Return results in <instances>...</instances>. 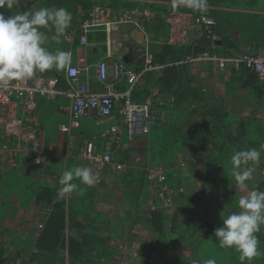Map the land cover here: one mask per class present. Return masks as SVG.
Returning a JSON list of instances; mask_svg holds the SVG:
<instances>
[{
  "label": "trees",
  "instance_id": "16d2710c",
  "mask_svg": "<svg viewBox=\"0 0 264 264\" xmlns=\"http://www.w3.org/2000/svg\"><path fill=\"white\" fill-rule=\"evenodd\" d=\"M142 1L39 0L35 4L38 8L63 7L67 9L72 14L70 29L76 28L79 20L83 21L96 6L113 8L118 11L123 8H148L159 12L168 10L180 14L193 12L197 16H207L212 19L211 24L204 25L203 35L195 44L161 45L159 51L154 55H156L158 63L168 66L162 72L147 74L130 92L131 100L138 104L145 102L152 88L159 89L162 94L172 93L176 96V102L172 108L167 105L164 107L168 111L165 124L158 121L157 125L152 128L150 137L142 136L145 141L141 150V156L145 162L143 166L147 167V161L153 164L162 162L168 170L167 177L170 181L167 182H170L174 188H185V181L180 178L178 169L171 171V168L177 164L180 156L187 150L190 151V157H193L190 159L195 158L194 160L198 161L200 165V169H198L195 162H190L187 171L191 174L190 177L198 178L201 184L199 185L200 193L196 196L185 194L181 199L179 197L181 195H179L178 199L181 200V203L178 209L181 210H175L172 214H168L161 207L157 192L152 187V181L147 178L146 170H143L145 166L142 169L140 167L126 168V172L123 174L126 180L125 187L132 191L124 193L134 197V203L141 198L146 201L145 198L151 196L149 192L151 186L153 190L152 204L155 207L153 211L149 212H143L142 209L137 210V224L140 223L146 228V234L139 237L142 249L136 251L138 257L132 264H148L147 259L150 253H156L160 257L164 256L169 246L178 245L180 247L185 245L184 242L187 240L191 241L188 245L192 248L191 257L183 260L182 257L175 256L164 261L163 264L173 263L176 258L182 259L184 264H192L193 260L198 261V264H203L205 260L202 258L200 249L204 245H207L208 250L215 254L219 252L228 256L234 254L233 257L237 260L233 264H240L239 253L235 249L219 246V242L213 234L217 227L215 228L208 218L215 208L221 209L222 216L231 214L234 209L237 210L236 212L240 211L238 201L241 195L230 171V158L235 149L256 148L261 153L263 152L264 120L257 118L254 113L253 118L241 120L234 113L227 111L225 107L211 103L208 96L201 92L199 85L195 84L194 76L189 73L190 64L183 63L176 66L175 63L204 53L216 54L221 58L236 57L240 53L246 52L253 44L257 47L253 50L254 52L264 48V16L255 15L252 12L247 13V11L264 9L261 5L264 0H208L209 7L213 9H208L204 13L194 12L188 8L173 10L170 9V5L148 4ZM154 1L171 2V0ZM237 10H242V12ZM0 13L6 17L14 15L12 9L7 8L0 9ZM164 23L163 19L158 18L155 22L156 25L146 24V30L155 37L159 34L160 27ZM214 38L220 40L222 45H212ZM105 40L106 36L103 31H94L88 35L90 42L102 43ZM96 50L100 55H103L106 47L99 45ZM254 52L253 54H255ZM90 58V61H94L95 54L92 53ZM140 62L141 65L143 60ZM204 65L209 70L214 67L213 62H207ZM233 67L228 65L222 73L219 72L223 81L227 75L234 82L237 81L236 85L233 84L234 88H230L232 85L226 83L227 95L237 91L242 92L243 97L252 99L254 104L260 109H264V81H260L254 72L245 67H241L239 71ZM51 76H58L61 87L65 88L64 70L54 72ZM95 81L101 90L102 87L97 80ZM117 87L119 91L125 92L129 90L130 85L126 81ZM175 113L176 117L179 116V120L172 123L170 118H174ZM194 117L199 118L197 124L193 123ZM187 125L190 127L187 128ZM1 134L2 127L0 128V148L3 145L14 147L15 141L12 139L7 141L1 137ZM217 144H220L219 153L217 156H213L211 148ZM156 157L159 161L154 160ZM32 166V158H22L19 168L14 172V181L12 180L14 184L7 187L2 175L0 156V189L2 193L7 194L5 198L7 196L20 197L19 207L22 209L26 208L31 201L51 209L45 218L44 227L34 245V250H30L32 253L26 264H99L100 248L110 250L114 255L108 264H120L121 255L116 253L113 246L107 248L106 240L112 234L120 237L121 233L103 232L102 228L96 227V224H101L99 218L88 229L82 228L81 222L87 218L86 212L89 205L86 197L81 198L78 202L72 200L67 203L63 200L64 198L58 200V185L54 183V186L52 184L51 186L48 184L28 186L25 184L23 187V179L26 176H22V172L32 173ZM262 171H264V166L257 165L256 173L249 181V188L243 192L247 193L254 187L264 191V182L260 179ZM207 188L211 191V197L206 202L207 209L200 211L198 205L204 201ZM76 192L74 193L76 194ZM192 204L195 205L194 208H192ZM10 205L9 200L0 197V218H5ZM220 219H222L221 216ZM130 235L132 239L138 238L135 234ZM257 237L261 255L253 258L252 264L264 262V239L261 235ZM94 244L97 247L92 248ZM22 257L23 255L19 253L14 257L12 264H25Z\"/></svg>",
  "mask_w": 264,
  "mask_h": 264
},
{
  "label": "crops",
  "instance_id": "0c3cea01",
  "mask_svg": "<svg viewBox=\"0 0 264 264\" xmlns=\"http://www.w3.org/2000/svg\"><path fill=\"white\" fill-rule=\"evenodd\" d=\"M26 1L28 0H20V4L14 8L15 14L16 9L18 12L19 6L22 3H26ZM28 2L31 6L35 7L36 10L39 9L35 4L38 3L39 0H29ZM142 2L148 4H164L171 6V2H162L154 0H143ZM94 8L110 10V20L118 19L124 13L133 10H149L154 13L155 16L152 21H145L144 23H142L144 24V29L146 32L145 34L134 26L119 25L114 30H112L110 34H108V32L104 30L106 32L105 42H90L88 41L87 36V41L89 42V44H91V46H89L87 49L83 48L81 51H79V55H81L82 57H86L88 65L91 66L89 71L91 76L89 80L90 89L96 92L100 90V87L97 86L95 81V65L98 62L105 61L107 64H109V71H111L112 69V64L120 63L124 64L131 71L136 72L139 68L137 72L142 73L144 69L143 66H145L142 54L145 53L147 50V52L153 57V66H159V68L145 72L143 76L138 80V82L134 85L136 86L140 82V80L145 78L147 74H156L160 71L162 72V70L168 66L166 64L158 63L157 57L156 55H154L155 52L159 51V47L161 45L187 43L195 44V42H197V40L201 36V33L203 32L202 29L204 28V24L202 20L209 19L212 21V19L207 16H197L195 14L191 16L190 12L187 14H180L168 10L159 12L157 10H150L148 8H123L118 11L113 8H103L101 6L93 7L91 12L94 10ZM208 9L213 8L209 7ZM91 12L86 18L90 16ZM240 12H242V10ZM249 12H252L255 15L264 16V9H257L256 11H247V13ZM158 18L163 19L165 23L160 27L161 30L159 34L154 37L153 34H150L146 30V24L156 25L155 22ZM197 19H199L200 22L197 23L195 21ZM82 22L83 21L79 20L78 25H76V28H69V30H67L66 35L64 36V40L68 43L69 46L67 52L74 50L75 47L79 45V37L81 35V31L78 27ZM146 35L148 41H146L145 39ZM68 37H72V41H68ZM108 39L110 40L109 46L106 45V41H108ZM214 41L220 40L214 38L213 42ZM99 45H103L106 47L105 54L100 55L99 51L96 50V47ZM212 45L214 44L212 43ZM256 48L257 47L253 44L247 49L246 52L240 54H253V50ZM259 51H264V48H260L257 50V52L254 53L257 54ZM92 53L96 56V59L94 61H90V56ZM201 55L202 54L198 55L197 57H200ZM213 55L217 57L216 54ZM97 56L99 57L97 58ZM187 59L185 61H180V63L177 62L175 63V65L177 66L179 64L189 63V73L194 76V82L196 85L200 84L198 83V81H201V83L207 85L209 80L211 81L213 79V81L211 82V87L206 92L204 91V94L209 95V97H212L214 99L213 100L210 98L211 103L225 107L227 111L234 113L241 120L253 118V113L257 117L256 113L252 111V107L256 105L253 103L252 99L243 97V93H239L238 91L227 95L226 83H230L232 85L230 88H234L237 84V81L234 82L229 75L225 76V80L223 81L219 73H222L223 69H221L216 63L213 62L214 67L209 70L204 64L211 61H200L190 63L187 62ZM142 60L143 63L140 65V61ZM71 61L73 65L76 63V52L72 54ZM233 68L239 71L241 67L238 69H236L235 67ZM51 72L52 71L50 70L44 72L46 73L45 76H51ZM82 81H85V78H82ZM124 82L126 83V80L123 78L120 80L117 86L121 85ZM130 88L131 87H129V89ZM133 88L134 87H132V89ZM154 91L158 93L160 98L165 100V105L161 109L158 106L154 108V110L156 111H162L165 113L164 122H161V124H165V121L168 117V111L165 110L164 107H166L167 105L172 108L176 102V96L172 93H169L167 95L162 94L159 89L152 88L148 97ZM169 96H172L174 98L173 103H170L167 100ZM148 97L146 98V100L148 99ZM245 106H248L250 108V111H247L246 115L245 111H243V108H245ZM121 107V103L117 104L114 111L115 113L109 118L102 119L94 117L87 119V121L82 119V121H79L80 123L78 128H70L67 133H62L60 131V128L62 126H69L71 122L69 102L64 98H58L55 103H48L43 99H38L37 108L34 111L26 113L23 108H19L16 112V117L13 120H9L4 115L0 114V128L2 127L1 137L3 139H6L7 141H10L11 139L15 141L14 147H8L7 145H3L2 148H0V156L3 178L8 177L5 179L7 187H10L14 184V172L19 168L20 160L24 157L32 158L33 163L32 173L29 174L26 172H22V176H26V181L28 180L26 184H28V186L34 184H48L50 186L52 184V186H54V183L58 185L57 193L60 188L59 178L63 170L75 166H87L92 169V171L98 176V180L95 184H93L92 186H87L82 184L79 180L74 181L79 186H84L86 188L90 187L89 190L86 192V195L83 197H78L76 190V194L74 193L69 196H65L63 200L68 203V201L73 200L78 202V200L80 201L81 198H88L89 205L86 212L87 218L85 220L83 219V221L81 222L83 224L82 228L88 229V227H91L94 221L99 218V222H101V224H96V227L102 228L104 230L103 232L121 233L120 237H116L113 234L111 236H108L106 240V246L107 248L113 246L116 253L118 255H121L120 259L122 260L120 264H125L128 261L131 263L136 262L138 257L136 251L142 249V242L141 240H139V237L146 234V228L140 223L137 224V210L142 209L143 212H149L153 211L155 207L152 204L153 190L151 186L149 188L151 196L145 198L146 201H144L143 205V207H147L146 210H143V207L138 209L133 207L131 203H134V197H130L128 194L124 193L125 191H132L125 187L126 180L124 179L123 174L124 172H126V168L140 167L142 169L145 166H143V163L145 162H143L144 160L141 156V150L143 149L142 147L145 141L143 140L142 136H134L133 139H130L128 137L127 131L122 125V116L119 113ZM195 118L198 117H194L192 120H194ZM170 119L173 122L174 119H176V116ZM9 123H13L15 125V130L12 133L7 131V125ZM114 128H118L117 133H114L112 131ZM86 143H92L95 149V153L99 156H103L105 153L109 152L110 155H112L113 162L115 164H122L123 169L117 172H112L109 168H105L104 170L100 171L95 170L93 166L83 158L82 153L84 151V146ZM38 147L43 150V153L41 155H39V152L36 149ZM35 157H39L41 159V164L36 165L33 162ZM182 158L185 162H187V159H190L189 153L187 152L186 156L183 153ZM148 163L150 162L147 161L146 165ZM189 163L190 162H188L187 164ZM150 164L155 166L162 165L164 167L166 172V185L171 188L172 185H170V182H167L170 180L167 177L168 170L165 168L164 164ZM196 165L198 169H200L198 161ZM145 167L143 168V170L145 169ZM175 169H178L180 178L185 181V188H183L184 193L179 197L182 199V196H184L185 194L190 195L192 197L199 194L201 190V188L199 187V185H201L200 180L195 177H190L191 174L188 173L189 171H187L185 165L181 164L180 162H177V164L171 168V171ZM184 170H186L187 172H185ZM56 172L58 173V175H56ZM5 195L7 194L2 193V190L0 189L1 199L7 201L9 200L11 202V205L7 210L5 218H0V255L7 256V259L9 261L8 263L3 264H12L14 257L21 253L23 255L22 261L26 264L30 254L32 253L30 250H34V245L40 236L41 230L44 227L45 218L49 215L51 209L45 207L42 204H35L33 201L28 203L26 208L22 209L19 207L20 197L7 196V198H5ZM58 199L60 200L62 198L58 197ZM98 201L105 202V206L101 205L102 210L97 208L99 206ZM121 202H124L126 204V207H124L123 209L121 207L123 203ZM113 204L117 205L113 207ZM194 207L195 205L192 204V208ZM217 209L219 208L214 209V211H216L217 213L214 218H210L211 216H213V214H211L209 219H213L216 226H220L222 224V219H220L222 211H219L220 209ZM176 210L181 209L177 208ZM236 211V209L233 210V212ZM14 217L18 218L17 220H15L16 225L14 223ZM39 225H42V229H38ZM138 227H142L141 229L144 228L145 233L142 234L140 232L141 229H138ZM130 234H135L136 236H138V238L132 239V236ZM256 235H261L262 239H264V226H262V230L259 233H256ZM28 238L30 239L31 247L29 248V252L26 253L24 249L21 248L26 246H24V242ZM111 240L116 242L112 241V244H109ZM190 242V240H187L186 242H184L185 245H181L180 247L178 245H174L173 247L169 246L164 256L161 257H167V260H170L175 256L182 257L183 260L189 259L192 254V248L188 246ZM132 244H134L135 246L133 247ZM126 246L128 252L132 253L134 257H131L130 254H125L124 256H122V254L120 253L121 248ZM105 250L106 249H104V251L100 250L101 258L99 259V261L103 264H108L111 262L114 255L112 254V252H106ZM181 250L190 251L189 253L184 254L182 252L179 253V251ZM172 254H174L173 257ZM168 255H171V258L168 257ZM138 261H140V259H138Z\"/></svg>",
  "mask_w": 264,
  "mask_h": 264
},
{
  "label": "built area",
  "instance_id": "2783aa9c",
  "mask_svg": "<svg viewBox=\"0 0 264 264\" xmlns=\"http://www.w3.org/2000/svg\"><path fill=\"white\" fill-rule=\"evenodd\" d=\"M109 16L110 10L94 8L90 16L79 25L78 28L81 31L80 43L74 50L69 52L71 59L72 54L76 52V63L73 65L71 61L69 69L64 70L65 88L61 87L58 76L38 75L24 81H12L7 87H0V114L9 120H13L19 108H23L26 113L34 111L37 108L38 99L55 103L58 98H64L69 102L71 122L69 126H62L60 131L67 133L70 128H78L79 121L82 119L111 117L115 105L121 103L122 107L119 113L122 116V125L126 129L128 137L133 139L134 136H150L152 127L158 121L164 122L165 113L156 111L154 108L158 106L161 109L165 105V100L160 98L158 93L154 91L145 102L138 104L131 100L130 92L145 72L159 68V66H153L152 55L147 50L142 54L145 65L143 66L144 69L142 68V73L131 71L120 63L112 64V69L109 71V64L105 61L98 62L95 65V79L102 89L96 92L90 89L89 80L91 76L89 71L91 66L88 65L86 57L79 55V51L91 46L87 41V36L94 31L102 32L105 30L110 34L119 25H131L145 34L144 24L142 23L152 21L155 17L154 13L149 10H133L124 13L118 19L110 20ZM195 21L200 22L199 19ZM202 22L206 25L212 23L209 19H204ZM201 35H203V32ZM68 38V41L73 39L72 37ZM145 39L148 41L147 35ZM106 45H110L109 39L106 41ZM200 61L214 62L223 70L228 65L234 66L236 69L245 67L254 72L260 81H264V51H259L257 54H239L231 58H219L205 53L201 57L187 59V62L190 63ZM82 78H85V81H82ZM123 78L131 88L128 91L119 92L117 85ZM167 100L170 103L174 102L172 96H169ZM14 130L15 125L9 123L7 131L12 133ZM112 131L117 133L118 128H114ZM36 149L39 155L43 153V150L39 147ZM82 154L83 158L97 171L109 168L112 172H117L123 169L122 164L113 162L112 155L109 152L103 156L97 155L92 143L85 144ZM33 162L39 165L41 159L35 157ZM145 170L147 178L152 181V187L157 192L161 207L168 214H172L181 203L178 196L184 193V189L182 187L170 188L166 185V172L162 165L155 166L148 163ZM38 229H42V225H39ZM165 260H167L166 257H159L155 253H150L148 257L149 264H163ZM8 262L7 256L0 255V264Z\"/></svg>",
  "mask_w": 264,
  "mask_h": 264
},
{
  "label": "clouds",
  "instance_id": "9594fccd",
  "mask_svg": "<svg viewBox=\"0 0 264 264\" xmlns=\"http://www.w3.org/2000/svg\"><path fill=\"white\" fill-rule=\"evenodd\" d=\"M19 4L20 0H0V9L11 10ZM180 7L204 13L209 4L208 0H171L173 10ZM71 22L72 14L63 7L18 11L8 17L0 13V87H7L12 81L32 79L48 70L69 69L70 53L60 49L53 52L45 47L48 37L42 29H54V39L60 43ZM260 163L261 151L256 148L233 151L230 171L240 191L249 188V181L253 179L256 166ZM76 180L92 186L98 176L87 166L66 168L59 178L60 198L78 189L79 185L74 182ZM238 204L240 211L221 215L222 225L213 234L221 248L235 249L239 253L240 264H245V261L250 262L261 255L256 233L264 226V191L254 187L239 198ZM192 264H198V261L193 260ZM203 264H216V261L207 259Z\"/></svg>",
  "mask_w": 264,
  "mask_h": 264
},
{
  "label": "rangeland",
  "instance_id": "374dc122",
  "mask_svg": "<svg viewBox=\"0 0 264 264\" xmlns=\"http://www.w3.org/2000/svg\"><path fill=\"white\" fill-rule=\"evenodd\" d=\"M263 2V4H261L262 5V7H264V1H262ZM20 12H24V11H27V10H32V11H35L36 9H35V7H33V6H31L30 5V3L28 2V1H26V3H22L20 6H19V9H18ZM12 11L14 12V14H15V9H12ZM16 12H17V9H16ZM190 15L191 16H193L194 15V13L193 12H191L190 13ZM42 31H45L46 32V35H47V37H48V39H47V41H46V44H45V47H47L50 51H53V52H55L57 49H60V50H63V51H68V49H69V46H68V43L67 42H65V40H64V36L63 37H61L60 38V43H57L56 42V40L54 39V36H55V31H54V29H50V30H45V29H42ZM50 71H52L51 73H54V72H57L56 70H50ZM50 73V75H52ZM213 81V79L210 81L209 80V82H208V84L207 85H205V84H203V83H201V81H198V83H200V84H198L199 86L198 87H200L201 88V92H203V94H204V91L206 92L210 87H211V82ZM208 96V99H209V101H210V98L211 99H213L212 97H209V95H207ZM214 100V99H213ZM244 110L243 111H245V115H246V113H247V111H250V108L248 107V106H245V108H243ZM229 110V109H228ZM252 111L253 112H255L256 113V115H257V117H260V118H262L263 120H264V109H260L257 105H254L253 107H252ZM249 113V112H248ZM175 116H176V113H175ZM89 119V118H88ZM102 119H104V118H102ZM83 120H85V121H87V119H83ZM179 120V116H177L176 117V119H174V121L172 122V123H174V122H176V121H178ZM82 121V120H81ZM197 122H198V118H195L194 120H193V123H195V124H197ZM190 127V125H187V128H189ZM219 146H220V144H217V145H215V146H213L212 148H211V151H212V155L213 156H217V154L219 153V150H218V148H219ZM189 153V156H191L190 155V151H187V150H185L184 151V155L186 156V153ZM190 158H193V157H190ZM154 160L155 161H159V159L156 157V158H154ZM180 161H178V162H180L181 164H184L185 165V167L186 168H188V162H195V160L193 159H187V162H185L184 160H183V158H182V156L180 157V159H179ZM192 160V161H191ZM155 163V162H154ZM159 163H162V162H159ZM197 162H195V164H196ZM163 164V163H162ZM262 166H264V145H263V152L261 153V163H260ZM181 169H183V168H181ZM256 173V172H255ZM56 175H58V173L56 172ZM262 177L260 178L263 182H264V171H262V175H261ZM6 178H8V177H6ZM5 178V179H6ZM26 179L27 178H24L23 179V182H24V184H23V187H24V185L28 182V180L26 181ZM89 188L90 187H88V188H86V187H84V186H79L78 187V189H77V196L78 197H83V196H85L86 195V192L89 190ZM200 193V192H199ZM206 194L207 195H205L204 196V201H202L201 203H199V205H198V207H199V209H200V211H204L205 209H207V204H206V202L207 201H209V199H210V197H211V191L207 188V192H206ZM247 193L246 192H242V191H240V195H246ZM99 202V206L97 207V208H99L100 210H102L101 209V205H103V206H105V202H101V201H98ZM121 203H123V205H121V207H122V209L124 208V207H126V204L124 203V202H121ZM117 204H113V207L114 206H116ZM131 205L133 206V207H135V208H141V207H143V205H144V200L141 198L140 200H138V201H136V203H131ZM121 209V210H122ZM147 209V207L145 206V207H143V210H146ZM220 209V208H219ZM219 209H217V210H219ZM219 211H221V209L219 210ZM3 212V211H2ZM114 213V212H113ZM115 214V213H114ZM119 214V213H118ZM213 216H211L210 218H214V216L217 214L216 213V211H214L213 213ZM121 216V215H120ZM119 216V217H120ZM18 218H16V217H14V223H15V225H16V222H15V220H17ZM209 219V218H208ZM209 221L214 225V227L216 228H218V227H220V226H216V224L214 223V221H213V219H209ZM5 222H6V220H5ZM116 227V226H115ZM142 228V227H141ZM141 228H139L138 227V229H141ZM140 232L142 233V234H144L145 233V230H144V228L143 229H141L140 230ZM112 241L113 240H111L110 242H109V244H112ZM24 242V241H23ZM113 242H116V241H113ZM186 242V241H185ZM26 245V246H25ZM133 245V247L135 246L134 244H132ZM24 246L25 247H23V248H21V249H24V251L27 253V252H29V248L31 247L30 246V239L28 238V239H26V241L24 242ZM206 246V247H205ZM95 247H97L95 244L92 246V248H95ZM100 248V247H99ZM209 248L207 247V245H204V246H202L201 247V255H202V258L204 259V260H207V259H215V261H216V264H233V263H236V260H237V258H234L233 257V255L234 254H230L229 256L228 255H226V254H222L221 252H219L218 254L216 253H213L211 250H208ZM100 250L101 251H104V249H102V248H100ZM106 252H110V250H105ZM190 251V250H189ZM189 251H186V250H181V251H179V253H184V254H187V253H189ZM120 253L122 254V256H124L125 254H130L131 255V257H134V255L132 254V253H129L128 252V249H127V246L126 247H123V248H121V251H120ZM103 254V253H102ZM130 255H129V257H130ZM174 256V254H172V257ZM168 257H170L171 258V255H168ZM101 257H99V259H100ZM167 258V257H166ZM168 259V258H167ZM102 260V259H101ZM121 260L122 259H120V263H121ZM29 261V259L27 260V262ZM26 262V263H27ZM252 262H253V259L249 262V261H245V264H252ZM98 263L99 264H103L102 262H100V261H98ZM178 263H182V264H184V261L182 260V259H178V258H176L175 260H174V262L173 263H170L169 262V264H178ZM125 264H132L131 262H127V263H125ZM257 264H264V262H262V263H257Z\"/></svg>",
  "mask_w": 264,
  "mask_h": 264
},
{
  "label": "water",
  "instance_id": "95a60500",
  "mask_svg": "<svg viewBox=\"0 0 264 264\" xmlns=\"http://www.w3.org/2000/svg\"><path fill=\"white\" fill-rule=\"evenodd\" d=\"M213 44H214V46H219V45H222V42L221 41H214ZM42 75L45 76L46 73H43Z\"/></svg>",
  "mask_w": 264,
  "mask_h": 264
},
{
  "label": "bare ground",
  "instance_id": "6f19581e",
  "mask_svg": "<svg viewBox=\"0 0 264 264\" xmlns=\"http://www.w3.org/2000/svg\"><path fill=\"white\" fill-rule=\"evenodd\" d=\"M201 56H203V54H202ZM201 56H200V57H201Z\"/></svg>",
  "mask_w": 264,
  "mask_h": 264
}]
</instances>
